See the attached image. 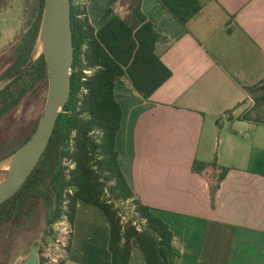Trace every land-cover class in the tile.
Segmentation results:
<instances>
[{"label":"crops","instance_id":"1","mask_svg":"<svg viewBox=\"0 0 264 264\" xmlns=\"http://www.w3.org/2000/svg\"><path fill=\"white\" fill-rule=\"evenodd\" d=\"M198 2L202 9L183 27L157 0L141 1L172 75L148 101L128 79L115 80L119 165L137 198L170 226L174 264H264V163L248 152L264 139L259 124L237 119L252 107L244 87L264 79V0ZM127 7V0L86 2L95 29L125 18ZM236 128L253 132L246 147L237 138L249 134ZM194 161L217 166L197 173ZM221 167L228 170L213 192ZM70 238L59 264H112L99 207L78 201ZM129 264H146L135 247Z\"/></svg>","mask_w":264,"mask_h":264},{"label":"trees","instance_id":"2","mask_svg":"<svg viewBox=\"0 0 264 264\" xmlns=\"http://www.w3.org/2000/svg\"><path fill=\"white\" fill-rule=\"evenodd\" d=\"M70 1L74 50L70 97L36 168L15 195L0 204V230L5 225L10 227L11 223H27L42 206L43 245L54 244L57 232L53 226L62 217L72 224L77 203L82 201L99 207L107 218L112 264H129L134 247L143 254L146 264H174L179 256L172 245L170 226L155 208L143 204L133 193L122 174L115 145L123 117L114 92L115 80L128 79L144 100L151 99L156 89L172 75L155 51V45L163 37L143 15L142 0H127L128 15L125 18L115 15L98 29L92 27L87 17V0ZM157 1L183 27L202 9L198 0ZM43 5L44 0H38L24 24L29 30L19 66L25 65L35 48ZM44 60L41 53L37 60L22 69V83L7 85L2 91L5 102L0 105L8 106L9 87L14 95L10 108L18 107L28 95L37 96L46 91L48 73ZM33 74L37 90L31 80ZM244 90L253 101L252 107L237 119L264 125V79L245 86ZM5 116L6 112L0 113V120ZM35 127L36 122L16 143L14 134L1 140L0 162L17 151ZM208 166L217 165L194 161L192 169L199 173ZM227 170L221 167L213 192ZM3 174L0 183L6 172ZM126 203L131 207L127 220L122 207ZM70 244L71 238L67 250ZM39 253V264H44L45 253L41 248Z\"/></svg>","mask_w":264,"mask_h":264},{"label":"water","instance_id":"3","mask_svg":"<svg viewBox=\"0 0 264 264\" xmlns=\"http://www.w3.org/2000/svg\"><path fill=\"white\" fill-rule=\"evenodd\" d=\"M70 0H44L38 38L33 51L40 49L47 67V94L34 132L10 157L4 159L6 172L0 183V204L15 195L36 168L65 103L71 93V69L74 61ZM28 65V64H27ZM26 65V66H27ZM38 245L14 264H39Z\"/></svg>","mask_w":264,"mask_h":264},{"label":"rangeland","instance_id":"4","mask_svg":"<svg viewBox=\"0 0 264 264\" xmlns=\"http://www.w3.org/2000/svg\"><path fill=\"white\" fill-rule=\"evenodd\" d=\"M37 1L38 0H7L0 12V22H4L2 29L5 42L9 40L8 42L10 44L14 41V35H17L20 26L22 34L30 10ZM40 54L41 50L38 49L34 54V58H37ZM46 94L47 89L43 94L42 92H39L37 96L31 95L25 97L14 114L7 115L0 122V139L2 138L1 140H4L14 134L16 143L18 139L23 137L26 133H29L35 122L37 124L40 115H42ZM258 126V137L259 140H262L264 139V125ZM238 131L243 133L247 132L249 134L248 138L242 136H238L237 138V142L240 144L244 143V146L246 147L248 144H246L245 139H250L253 136V132L244 128H239ZM234 135L238 134L234 133ZM260 143L259 146L257 145V149H249L248 152L250 158H254V160L256 159V161L259 162L261 160L264 163V145H262V142ZM4 164L5 161H1L0 168H3ZM3 172L5 171H0V180L4 175ZM122 207L125 212L124 219L127 220L130 216V203H126V205ZM44 225V209L40 206L37 208L34 215L27 220V223L16 222L11 223L10 227L7 225L3 226L0 230V264H14L27 254L33 244H38L39 248H41L44 253H48L52 257L56 255L64 256L71 234L63 237V246L59 243L56 245L48 244L47 246H44ZM53 227L55 228V225ZM39 256L41 257L40 253Z\"/></svg>","mask_w":264,"mask_h":264},{"label":"flooded vegetation","instance_id":"5","mask_svg":"<svg viewBox=\"0 0 264 264\" xmlns=\"http://www.w3.org/2000/svg\"><path fill=\"white\" fill-rule=\"evenodd\" d=\"M7 0H0V12L3 9L4 4H6ZM3 24L4 22H0V102H5L2 99L3 96V90L6 89L7 85L12 84L14 82V85L18 86V84L22 83L23 75L21 74L22 69L27 67L29 63H33L35 60L38 59L34 58L33 51L30 53L29 60L25 63V65L21 64L19 66V62L23 59L24 54V41L28 34V27L25 29L23 28L22 34H21V26L17 32V35H14V41H12L9 44L8 41H4L3 36ZM9 44V45H8ZM28 64V65H27ZM27 65V66H26ZM36 73V69H34V74ZM31 78V80L34 78ZM34 80V79H33ZM28 83V82H26ZM9 95L8 97V106L6 108L3 105H0V113L6 112V116L9 114H14L17 110V106L14 108H10L13 104L12 97L14 96L12 93V88L9 87ZM37 88V81L34 80V89ZM37 90V89H36ZM29 96V95H28ZM27 97V96H26ZM5 116V117H6ZM3 117L0 122L5 118ZM2 139V138H1ZM0 139V140H1ZM38 245V244H37ZM39 245H38V252H39ZM41 259V258H40Z\"/></svg>","mask_w":264,"mask_h":264},{"label":"built area","instance_id":"6","mask_svg":"<svg viewBox=\"0 0 264 264\" xmlns=\"http://www.w3.org/2000/svg\"><path fill=\"white\" fill-rule=\"evenodd\" d=\"M70 167H73V164L70 165ZM71 226L72 224L69 222V220L66 217H62L55 223L54 230L57 232V239L54 243L55 245L59 243L60 245L63 246L62 239L63 237L69 236L71 234ZM44 257L46 259V262L44 264H59V262L61 261V257L63 258L62 255L61 256L56 255L52 257L48 253H45Z\"/></svg>","mask_w":264,"mask_h":264},{"label":"bare ground","instance_id":"7","mask_svg":"<svg viewBox=\"0 0 264 264\" xmlns=\"http://www.w3.org/2000/svg\"><path fill=\"white\" fill-rule=\"evenodd\" d=\"M6 167H7V163L4 164V168H6Z\"/></svg>","mask_w":264,"mask_h":264}]
</instances>
